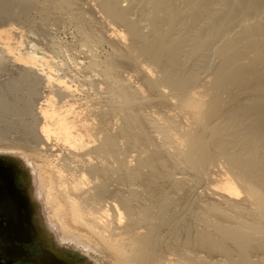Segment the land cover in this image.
I'll return each mask as SVG.
<instances>
[{
	"label": "bare ground",
	"instance_id": "1",
	"mask_svg": "<svg viewBox=\"0 0 264 264\" xmlns=\"http://www.w3.org/2000/svg\"><path fill=\"white\" fill-rule=\"evenodd\" d=\"M49 11L111 51L79 98L0 33V75L19 71L0 80V147L44 158L25 156L57 245L111 264H264V0H0V24Z\"/></svg>",
	"mask_w": 264,
	"mask_h": 264
},
{
	"label": "rangeland",
	"instance_id": "2",
	"mask_svg": "<svg viewBox=\"0 0 264 264\" xmlns=\"http://www.w3.org/2000/svg\"><path fill=\"white\" fill-rule=\"evenodd\" d=\"M49 12H51V11H49ZM57 12L56 13L51 12V13L48 14L49 16L45 15L42 18L38 17L37 15L32 14L31 16H34V17H29L27 19V21L23 20V19H20V20L16 19V20L9 21V22L4 21L3 23L0 24V33L5 32L7 37H8L9 42H6V43L9 44L10 47H11V52H12L11 55L14 54V56L16 57L15 53L19 54V53L23 52V50L25 51V48L27 49V52H28V47L29 48L32 47L33 48V53H31L30 56L33 55V56H35L37 58L44 57L45 59L49 60V65L48 66H44V67L39 66V68L43 69L45 73L49 72L50 76L53 79H56V78L58 79L59 76H60V78H59L60 81L62 80L63 82H65V80H66L65 84H67V83L69 84V85L67 84V87L72 88L71 91L74 92V93L76 92L75 94H78L77 96L79 98H83L85 96L86 92H88V90H90V88H89L90 85H88V83H84L83 82V81H85L84 78L85 77L87 78L86 74H88V71H89L88 68L90 69V71H89L90 75L89 76L94 74V73H92L93 69L91 71L92 66H95L97 71H104L105 70L104 63H106V60L108 59V56L110 55L111 51H110V48L108 46H106V45H101L100 47L91 49L92 45L90 47L89 43L88 42L86 43L87 40L86 39H85L86 41L84 40V36L80 33V31L77 28V25L74 22V20L72 19V17H70V15L67 16V14L65 15L64 12H63L64 14L63 13L60 14V12H58V13ZM46 13H48V11ZM52 13L55 16H52L53 15ZM50 14H51V16H50ZM38 18H40V19H38ZM43 18L44 19L47 18V19L44 20ZM30 20L32 22H30ZM35 20H36V22H35ZM39 20H41V21H39ZM42 20H44L46 22H43ZM50 26L52 28H50ZM54 26H55V28H54ZM53 28H54V30H53ZM28 32L31 35L28 34ZM43 35H44V37H43ZM80 35H81V37H80ZM2 47H3V44H2V42L0 40V48H2ZM16 49H18V50H16ZM19 50H20V52H19ZM16 51H18V53ZM91 52H92V54H91ZM93 53H95V54H93ZM18 58H19V56H18ZM93 59L96 62L93 61ZM92 61L94 63H92ZM23 64H25V63L23 62ZM23 64L20 66V64L18 63L17 67H18L19 70L24 72V70H26V68H24ZM95 64H97V65H95ZM89 65H90L91 68L89 67ZM25 67H26V65H25ZM98 67L101 70H99ZM8 68H7V71H6L7 73H9L10 71H11L10 73H12V74L19 72L18 70H17L18 72L16 70L12 71L13 69L11 70L10 69L11 67L9 68L10 70ZM26 71L24 73H26ZM6 72H5V76L2 75V74L0 75L1 82H4L5 79L9 78L8 75H11V74H7ZM26 74L28 75L29 73L27 72ZM28 77H29V79L30 78L34 79L30 75ZM32 79H30V80H32ZM76 80H77V82H76ZM34 81L37 83L36 80H34ZM41 85H42V83H40V87H43ZM38 88H39V86H38ZM79 88H81V89H79ZM24 89H25L24 87H20V89H19L20 92H21L20 93L21 94L20 97L23 100L28 99L27 96H26V93H25L26 90H24ZM38 90L39 91H37V93H38L37 95L39 97L38 96H36L38 98L35 97V99L37 101L33 98V101L36 102V103H33V105L34 104L38 105V107L39 106H44L43 104H38V103H41L40 102L41 100L44 101L43 98L46 96L47 93L44 92L43 91L44 89H42V88H39ZM93 92L94 91L92 90V92H88V93L91 95V94L95 93V92L94 93ZM39 99H41V100H39ZM43 101H42V103H43ZM8 117L9 116H5L4 117L2 115L1 118L2 119L3 118L4 119L7 118V119H9V121L13 122L12 124L15 127L14 128V133L19 134L21 131L22 132L24 131L22 129L23 126H22L21 123H20L21 124L20 125L17 120L12 118V116H10L9 118ZM16 122L18 123V125L22 126V128L20 126H17ZM15 130H17V131H15ZM19 130H20V132H19ZM20 134H22V133H20ZM3 152H16L15 156H17V157H25V156L28 155L33 161H35V163L37 164L38 167L39 166H43L45 164L44 163L45 162L44 158H42V156L41 157L38 156L35 152H31L29 154L26 152L27 153L26 154L24 151L22 152V151H19V150H14L12 148H9L7 146H2V147H0V153H3ZM43 188L45 189L44 186H43ZM81 233L84 234V231L81 230ZM93 242L98 243V240H94ZM93 242H92V244H94ZM65 246H66V243H65ZM95 247H99L98 244ZM82 248L83 247H81L80 249H82ZM97 249H100V248H97ZM82 250L85 251L84 249H82ZM89 253H90V255L92 256L93 259H95V260H99L100 259V261H102L103 264H111L110 259L108 258L107 254L101 253V251H99V250H98V252L89 251ZM193 253L196 254L197 253L196 250H195V252L193 251ZM197 255H199V256H197ZM196 256L198 258H200V256H201L202 257L201 259H203V257L205 255L203 256V254L198 253V254H196ZM106 257H107V259H106ZM204 258H207V257H204ZM203 260H206V259H203Z\"/></svg>",
	"mask_w": 264,
	"mask_h": 264
},
{
	"label": "flooded vegetation",
	"instance_id": "3",
	"mask_svg": "<svg viewBox=\"0 0 264 264\" xmlns=\"http://www.w3.org/2000/svg\"><path fill=\"white\" fill-rule=\"evenodd\" d=\"M27 161L36 178L31 161ZM0 178V264H79L82 258L76 252L72 255L65 245L54 244L43 227L37 206L42 208L40 196L44 192L31 186L17 156L0 154ZM44 213L42 209L43 217ZM50 245L58 256L52 255Z\"/></svg>",
	"mask_w": 264,
	"mask_h": 264
},
{
	"label": "water",
	"instance_id": "4",
	"mask_svg": "<svg viewBox=\"0 0 264 264\" xmlns=\"http://www.w3.org/2000/svg\"><path fill=\"white\" fill-rule=\"evenodd\" d=\"M0 154L10 157V156H15L16 152H3V153H0ZM18 161H19L20 164H22L26 168V172L29 175V181H30L31 186L32 187L35 186V174L31 170V166L29 165V162L27 161V159L24 158V157H18ZM39 206H40V208H38ZM37 208L39 210L38 211V215H39V218L41 217L40 220H42L41 222H42L43 227H45L47 230H49L48 226L45 225V220H44V217L42 215L41 205L38 204ZM49 235L53 239V243L55 244L57 242L56 241V237H55V233L53 231L49 230ZM68 248H69V250H71V254L72 255H75L74 254L75 252H79L80 254H79L78 257L82 258L84 260L87 259L89 261L88 264H103V262L100 261V259L99 260L93 259L92 256H89L90 255L89 252L87 253L86 250L83 251L82 249H80V247H77L75 244H73V246H70ZM49 249L52 252V255H54V256H58L59 255V252L57 253L56 249L53 250V247L51 245H50ZM54 261H56V263H60L57 259H54Z\"/></svg>",
	"mask_w": 264,
	"mask_h": 264
}]
</instances>
